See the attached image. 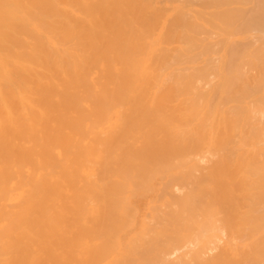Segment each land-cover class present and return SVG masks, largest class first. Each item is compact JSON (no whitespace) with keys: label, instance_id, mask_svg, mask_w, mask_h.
Wrapping results in <instances>:
<instances>
[{"label":"bare ground","instance_id":"bare-ground-1","mask_svg":"<svg viewBox=\"0 0 264 264\" xmlns=\"http://www.w3.org/2000/svg\"><path fill=\"white\" fill-rule=\"evenodd\" d=\"M0 264H264V0H0Z\"/></svg>","mask_w":264,"mask_h":264}]
</instances>
